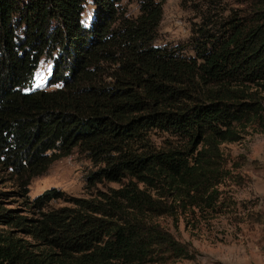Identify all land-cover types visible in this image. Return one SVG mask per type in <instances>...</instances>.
<instances>
[{
  "label": "trees",
  "instance_id": "obj_1",
  "mask_svg": "<svg viewBox=\"0 0 264 264\" xmlns=\"http://www.w3.org/2000/svg\"><path fill=\"white\" fill-rule=\"evenodd\" d=\"M129 1L136 17L122 0H92L84 24L86 0H0V174L16 180L0 193V264L194 260L153 219L217 212L230 176L221 145L264 130V0L205 17L193 56L154 46L166 0ZM42 57L55 89L33 86ZM75 151L96 167L90 187L126 183L30 200V182Z\"/></svg>",
  "mask_w": 264,
  "mask_h": 264
},
{
  "label": "rangeland",
  "instance_id": "obj_2",
  "mask_svg": "<svg viewBox=\"0 0 264 264\" xmlns=\"http://www.w3.org/2000/svg\"><path fill=\"white\" fill-rule=\"evenodd\" d=\"M245 0H166L162 6L163 18L154 46L183 47V55H192L195 30L205 17H225L231 9H243ZM126 15L136 17L138 6L122 0ZM92 0H86L82 15L84 24L94 15ZM52 69L51 61L42 57L35 71L33 86L48 90L47 79ZM264 106V90L258 92ZM239 142L221 145L230 176L218 187L220 201L217 212H200L179 216L155 217L153 221L169 231L181 243L189 245L194 260H169L163 264H264V130L249 126ZM160 143L159 135L153 137ZM96 167L77 151L67 158L54 162L47 173L33 179L28 187V198L34 199L48 189L55 188L68 196L92 199L99 193L119 189L121 183H100L89 186L87 177ZM15 178L0 174V193L14 191ZM7 198V196H6ZM4 200L8 207H16L20 200ZM53 208L67 206L62 200L51 202Z\"/></svg>",
  "mask_w": 264,
  "mask_h": 264
}]
</instances>
